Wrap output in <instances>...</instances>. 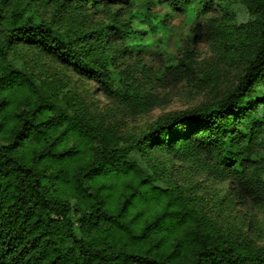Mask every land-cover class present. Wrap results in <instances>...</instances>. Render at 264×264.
<instances>
[{"label": "trees", "instance_id": "obj_1", "mask_svg": "<svg viewBox=\"0 0 264 264\" xmlns=\"http://www.w3.org/2000/svg\"><path fill=\"white\" fill-rule=\"evenodd\" d=\"M134 1L49 0L57 13L80 21L81 31L71 40L54 24L36 17L25 4L0 0V26L4 27L0 33V264H264V248L242 251L200 211L195 218L178 209H165L137 226L130 219L132 208L137 200L161 192L157 187L132 188L117 208L111 209L103 188L94 182L101 174L123 170L121 161L127 151L103 147L90 162L78 164L72 177L66 179L73 152L56 149L59 137L54 134L66 119L49 115L51 108L45 101L34 100L21 108L15 99L20 88L33 83L9 59L20 45L40 49L112 94L107 66L94 64L91 49L78 45L98 43L107 63L150 45L144 38L147 34L155 38L161 35L160 43L165 35L164 18L153 15L152 0L127 21L113 11L116 4L132 5ZM160 1L171 11L185 12L195 20L200 13L227 9L226 4L239 2L252 20L235 25L226 13L216 25V21L210 24L217 48L243 64L234 88L215 108L183 112L156 123L135 140V148L143 155L160 150L184 162L204 155L214 178L238 183L236 195L241 196V187L248 200L264 211V179L258 170L262 166L251 151L257 134L264 132L260 115L264 112V92L249 94L257 83L264 82V0ZM12 3H16L13 8L8 7ZM89 4L111 15V24H87L85 9ZM135 18L140 24H135ZM114 36L120 41L115 50ZM180 66L188 77L191 69L184 61L171 69ZM31 145L36 147L28 156L26 149ZM48 161L58 162L60 167L47 174ZM60 181L71 182L77 198L86 203L76 220L71 201L53 189L52 184ZM188 219L191 224L186 225Z\"/></svg>", "mask_w": 264, "mask_h": 264}, {"label": "rangeland", "instance_id": "obj_2", "mask_svg": "<svg viewBox=\"0 0 264 264\" xmlns=\"http://www.w3.org/2000/svg\"><path fill=\"white\" fill-rule=\"evenodd\" d=\"M149 1L116 4L113 11L122 21H127L136 17L137 10ZM17 2L25 4L36 17L54 24L67 38L76 40L78 37L80 21L76 17L57 13L49 0ZM152 2L150 8L153 15L164 18L165 35L160 43L157 40L161 35L155 38L147 34L144 38L150 41V45L133 49L107 63H104L106 54L98 43L88 41L78 45L79 48L85 46L91 49L90 59L94 64L107 66L105 74L112 84V94L106 93L101 84L55 62L40 49L20 45L9 59L31 77L33 83L20 88L15 99L21 108L34 100L45 101L51 108L49 115H60L63 121L66 119L54 132L59 137L56 149L73 152L66 179L72 177L78 164L90 162L103 147L127 151L128 155L121 161L124 169L99 175L94 185L103 188L111 209H116L132 188L139 185L159 188L161 192L136 201L130 219H134L137 226L165 209H178L182 214L185 212L195 218L200 211L242 251L256 252L264 248V211L248 200L241 187V196L236 195L234 188L239 186L238 183L214 178L205 165L204 155L184 162L160 150L143 155L134 145L135 140L150 132L156 123L183 112L215 108L219 100L234 88L242 74L243 64L217 48L210 24L216 21V25L226 13L235 25L245 24L252 17L239 2L226 4L227 9L217 8L207 14L200 13L199 20L185 12L171 11L163 1ZM16 3L8 7L13 8ZM85 10L89 16L87 24L91 22L102 27L112 22L111 15L95 9L92 4ZM135 24H140L139 20L136 19ZM2 32L4 27L0 26ZM112 39L115 50L120 41H116L117 36ZM181 61L191 69L188 77L183 66L178 70L171 69L173 65H180ZM258 92H264V82L257 83L249 94ZM260 115L264 122V112ZM35 147L29 146L26 154L30 156ZM251 151L255 161L262 166L258 170L264 179V132L257 134ZM47 163V174L60 167V163L55 161ZM52 186L56 193L71 201L74 220L78 219L86 203L77 198L72 183L60 181ZM188 224H191L189 219L186 221Z\"/></svg>", "mask_w": 264, "mask_h": 264}]
</instances>
